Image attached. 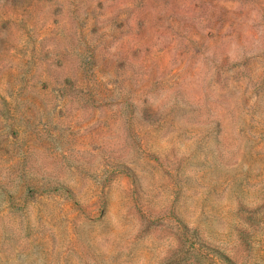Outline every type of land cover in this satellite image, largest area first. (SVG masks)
Masks as SVG:
<instances>
[{
	"label": "rangeland",
	"instance_id": "rangeland-1",
	"mask_svg": "<svg viewBox=\"0 0 264 264\" xmlns=\"http://www.w3.org/2000/svg\"><path fill=\"white\" fill-rule=\"evenodd\" d=\"M0 264H264V0H0Z\"/></svg>",
	"mask_w": 264,
	"mask_h": 264
}]
</instances>
